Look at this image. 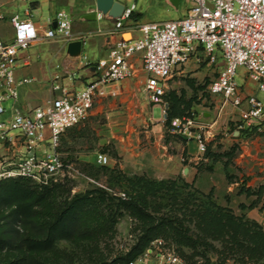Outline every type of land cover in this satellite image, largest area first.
<instances>
[{"label": "rangeland", "instance_id": "rangeland-1", "mask_svg": "<svg viewBox=\"0 0 264 264\" xmlns=\"http://www.w3.org/2000/svg\"><path fill=\"white\" fill-rule=\"evenodd\" d=\"M39 1L40 14L46 20L50 15L48 4ZM190 4L189 0H178L177 6L169 4L167 0H137V12H141L142 20L146 21L178 19L187 14ZM60 8L70 11L69 6ZM9 9L23 11L25 6L13 4ZM5 35L11 36L12 29L8 28ZM125 37L128 38V34ZM49 47L52 46L40 44L33 48V52L41 55ZM88 54L89 47L85 46L83 55ZM36 61L39 63L36 62L38 64L34 66L41 73L43 58ZM54 62L59 64L57 72L63 73L65 61L60 59ZM219 68L218 65H207L206 61L183 66L169 80L164 97L167 102L166 95L169 91H175L177 94L182 93L184 99L191 103L190 111L196 122L209 125L205 129L207 146L211 153L219 155L218 160H213L212 155L205 158L204 154H199L192 146L191 151L195 154H188V140L173 134L164 126V107L155 105L153 108V103L146 99L143 91L145 75L138 70L134 79L137 81V91L140 88L138 95L124 94L122 99L116 98L110 106L95 100L86 118L71 127L69 133H64L60 145L63 160L71 163L84 176L75 175L59 182L62 185L54 189L48 199L37 207L36 225L19 224L20 236H41L42 231L36 226L50 220L65 198L100 187L98 184L105 186L115 196L118 192L131 193L129 180L135 176H144L153 181H169L160 186L156 194L147 195L151 205L160 212L175 211L181 215V211L172 204L170 195H174L179 204L185 197L192 195L198 202L210 200L229 209L235 216L242 215L249 221H255L264 230V130L248 135L237 133L238 112L225 103L221 96L212 95L209 91V84L218 76ZM32 69L35 71L33 66ZM69 72L71 74L64 75H71L73 81L83 82L90 75L86 71L76 79L74 69ZM75 73L78 74L79 70ZM236 80L239 85L245 84L246 92H254L263 97L256 85L246 80L244 68L238 69ZM101 105H104L103 108H100ZM99 152L107 154L108 164L101 166L96 163ZM225 153H231L230 158ZM226 161L228 169L224 166ZM206 195H210L209 198ZM253 202L255 206L250 207ZM10 214L11 208L0 209V224L4 225ZM103 215L101 207L86 209L82 217L87 234L59 240L46 251H3L1 258L25 256L26 259L63 264H95L97 259L110 261L127 252L134 243L137 222L125 214L119 218L114 232L105 233ZM189 225L197 231L192 223ZM158 240L162 242L161 249L173 250L179 255L177 246L170 240ZM209 241L217 251L222 249L220 240ZM182 249L186 255L191 252L189 248ZM216 250H207L205 257L209 260L208 264L219 262ZM225 254L224 264H264V260L256 262L247 257L242 258L240 253ZM150 259L153 263L156 261L154 255ZM195 260L200 264L205 262L202 256H196Z\"/></svg>", "mask_w": 264, "mask_h": 264}, {"label": "built area", "instance_id": "built-area-1", "mask_svg": "<svg viewBox=\"0 0 264 264\" xmlns=\"http://www.w3.org/2000/svg\"><path fill=\"white\" fill-rule=\"evenodd\" d=\"M190 8L178 19L146 21L135 24L136 36L126 35V21L132 19L135 5L126 8L113 20L114 32L119 38L111 43L105 57L94 64V78L82 89L68 90L53 84L60 93L30 111L17 107L10 117L0 120V146L18 139L24 151L14 161L0 160V180L26 177L38 185L62 182L67 177L82 175L71 163L63 160L60 145L63 134L82 122L97 96L105 95L108 84L136 75L135 57L141 62L145 75L143 89L154 105L163 106L164 119L168 103L164 96L169 80L183 66L201 61L218 65V76L209 84L212 95L221 96L238 112L237 133L264 130V0H189ZM5 16L0 11V21ZM56 27L50 23L40 31L30 18L18 13L9 17L12 35L8 39L0 31V115L4 101L18 97L17 87L29 79H17L16 69L27 59L21 53L36 41L60 37L67 43L73 37L72 19L68 13L55 14ZM245 70L246 80L256 85L257 93L246 92L239 85L238 69ZM59 76L55 77L58 80ZM2 91V93H1ZM256 92V91H255ZM170 132L196 143L197 152L207 148L205 129L209 125L196 122L193 115L175 118ZM194 128V130H193ZM11 133H15L11 136ZM98 165L109 163L107 154L96 155ZM106 189L105 186L98 184ZM117 196L126 198L124 192ZM161 240H154L136 260L128 264H188L173 250L161 249ZM154 255L153 263L150 257Z\"/></svg>", "mask_w": 264, "mask_h": 264}, {"label": "trees", "instance_id": "trees-1", "mask_svg": "<svg viewBox=\"0 0 264 264\" xmlns=\"http://www.w3.org/2000/svg\"><path fill=\"white\" fill-rule=\"evenodd\" d=\"M140 14H132V18L139 19ZM193 85V84H192ZM165 97V96H164ZM168 107L164 126L171 129V122L175 118L191 116V103L184 99V95L169 91L166 95ZM257 131H240V135H248ZM104 153V152H103ZM116 156V153H113ZM218 160L219 155L213 154L207 146L204 157ZM231 153H225V156ZM228 169V162L224 163ZM212 167H210L211 169ZM130 181L131 193H126V198L115 196L103 187H95L84 193L75 194L71 198H65L54 211L51 219L36 227L42 231L38 237H21L19 224H31L35 226L37 207L42 205L49 194L62 185L51 183L38 185L26 177H10L0 180V209L11 208L10 217L0 224V264H63L61 262L39 261L26 259L25 256L1 258L3 251L27 250L41 252L51 249L59 240H69L82 234H87L82 214L91 207H101L104 211L103 223L106 232H114V228L120 217L125 214L137 222L136 240L127 252L108 260L97 259L95 264H128L136 260L151 243L159 238L170 240L177 248L179 255L188 264H200L196 256L205 257L207 250H216L209 241L220 240L222 249L219 253V262L224 264L228 254L240 253L241 257L259 262L264 260V230L255 221H249L242 215L235 216L227 208H223L212 201H196L192 195L184 198L179 204L174 195L172 204L175 209L181 211L178 215L175 211L160 212L148 201V194L154 195L160 186L169 181H153L144 176H135ZM262 188V187H260ZM208 198L210 195H206ZM251 203L250 207H254ZM2 221V219H0ZM192 223L197 231L189 225ZM189 248L191 252L186 255L182 248Z\"/></svg>", "mask_w": 264, "mask_h": 264}, {"label": "crops", "instance_id": "crops-1", "mask_svg": "<svg viewBox=\"0 0 264 264\" xmlns=\"http://www.w3.org/2000/svg\"><path fill=\"white\" fill-rule=\"evenodd\" d=\"M29 1L33 2L32 6L29 5ZM29 1L0 0V11L5 16V19L0 21V31L2 38L8 39L11 37H7L5 35V31L8 28H11L9 17L14 13H18L23 18H30L35 23L37 28L42 32L48 28L50 23L54 22L56 12L64 11L68 13L72 19L73 37L71 41L82 40V52L80 56L77 57L69 56L66 52L68 43L60 37L49 40L36 41L32 43V45L28 49L21 53V60L23 61L24 59H27L29 61V64L25 65L22 62L16 69L17 79L26 78L29 79V81L20 84L17 87L18 97L16 99L7 98L4 101L3 105L6 107V111L4 114L0 115V120L10 117L14 110V107H17L23 112H27L39 105H43L48 99L58 95L60 91L53 90V84L55 82L59 83L61 86L68 90L82 89L87 82L94 78L93 64L98 59L105 57L111 43L115 42L120 37L119 34H116L114 32L113 20L109 17L98 15L95 20H85L82 18L84 14L90 13L95 9V0H43L48 4L50 11V15L46 20L42 19V16L40 14L41 2L39 0ZM117 1L125 5L126 8L135 5L133 14L141 15L138 20L132 18L130 21H126L125 23L126 34H128V36H136L137 32L135 31L134 27L137 21L146 22V20H142V13L137 12V0ZM167 1L169 4L175 5L173 0ZM13 4L18 5L19 7L25 6V9L23 11L10 10L9 6ZM61 6H69L70 11L60 8ZM40 44H49L52 47L46 48V51L41 55H39V53L34 54L33 48ZM85 46L89 47L90 54L88 55H83ZM41 58H43L42 64H40L42 71L41 73H39L40 71L38 70V68H35V66L39 63L38 61H36V59ZM60 59H63V61H65L66 63L65 71L63 73L57 72L56 69L59 68V64H55L54 62ZM46 64L47 69L45 70ZM135 64L137 75V71L141 70V62L137 59V57H135ZM189 65L196 64L192 63ZM32 66L35 71L32 69ZM70 69H74L76 79L80 78L81 74H85L84 72L86 71H88L90 75L83 82H81L80 80L73 81V79H71V75L65 76L67 73L71 74V72H69ZM77 69L79 70L78 74L75 73ZM56 76H59L58 80H55ZM135 76L119 82L108 84L105 87V95L101 97L97 96L95 100L97 102H102V104L104 105L110 106L115 102L116 98L122 99V97H124V94L138 95L137 92L140 91V88L137 91V81H134ZM137 99L138 101H140L139 97H137ZM104 105H101L100 108H103ZM154 106L155 105L153 104L152 107L154 108ZM70 129L71 128H69L66 132L69 133L71 131ZM10 135L14 136L15 133H11ZM187 146L188 154L193 156L195 152L191 151V146L194 150H197L196 143L191 140L187 142ZM24 149L25 148L22 142L18 141V139L14 140L11 143L7 142L4 145L0 146V160L14 161L19 157V155L23 153Z\"/></svg>", "mask_w": 264, "mask_h": 264}, {"label": "water", "instance_id": "water-1", "mask_svg": "<svg viewBox=\"0 0 264 264\" xmlns=\"http://www.w3.org/2000/svg\"><path fill=\"white\" fill-rule=\"evenodd\" d=\"M29 1V0H26ZM174 4L177 5L178 0H173ZM29 5L32 6L33 2L29 1ZM125 10V5L121 4L117 0H95V9L86 13L82 16L85 20H95L98 15L107 16L114 20L120 17ZM56 27V22L52 24ZM82 40H73L68 42L66 52L71 57L80 56L82 52Z\"/></svg>", "mask_w": 264, "mask_h": 264}]
</instances>
